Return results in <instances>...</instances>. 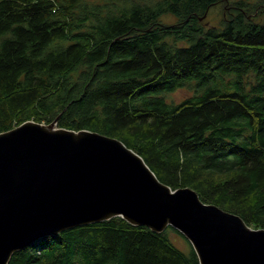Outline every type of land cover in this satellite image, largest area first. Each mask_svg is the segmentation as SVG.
Wrapping results in <instances>:
<instances>
[{
    "label": "trees",
    "instance_id": "obj_1",
    "mask_svg": "<svg viewBox=\"0 0 264 264\" xmlns=\"http://www.w3.org/2000/svg\"><path fill=\"white\" fill-rule=\"evenodd\" d=\"M219 3L233 12L208 26ZM178 89L190 94L169 99ZM56 118L121 139L173 189L264 228V0H0V133ZM171 232L188 241L118 216L9 264H200Z\"/></svg>",
    "mask_w": 264,
    "mask_h": 264
},
{
    "label": "water",
    "instance_id": "obj_2",
    "mask_svg": "<svg viewBox=\"0 0 264 264\" xmlns=\"http://www.w3.org/2000/svg\"><path fill=\"white\" fill-rule=\"evenodd\" d=\"M122 217L181 232L200 264H264V228L173 189L121 139L25 121L0 133V264L37 240Z\"/></svg>",
    "mask_w": 264,
    "mask_h": 264
},
{
    "label": "rangeland",
    "instance_id": "obj_3",
    "mask_svg": "<svg viewBox=\"0 0 264 264\" xmlns=\"http://www.w3.org/2000/svg\"><path fill=\"white\" fill-rule=\"evenodd\" d=\"M245 9V13L249 14V17H253L255 21L263 20V15H261V6L247 7ZM232 12L233 9L229 7L228 3H219L209 10L208 15L204 19V23H206L208 26H221L223 20L228 17L230 18ZM176 21L177 17L171 14H167L162 17V22L164 23H175ZM189 94L190 91L188 89H178L176 92L171 93L168 98L175 102H178L186 98ZM170 237L179 248L185 251H188L190 249L189 242L180 234L171 232Z\"/></svg>",
    "mask_w": 264,
    "mask_h": 264
}]
</instances>
